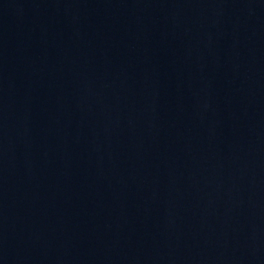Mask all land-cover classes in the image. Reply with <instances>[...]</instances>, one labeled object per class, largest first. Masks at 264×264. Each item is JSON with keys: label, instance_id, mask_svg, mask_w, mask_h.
Segmentation results:
<instances>
[{"label": "water", "instance_id": "1", "mask_svg": "<svg viewBox=\"0 0 264 264\" xmlns=\"http://www.w3.org/2000/svg\"><path fill=\"white\" fill-rule=\"evenodd\" d=\"M0 264H264V0H0Z\"/></svg>", "mask_w": 264, "mask_h": 264}]
</instances>
